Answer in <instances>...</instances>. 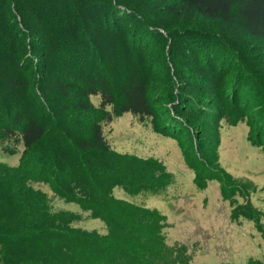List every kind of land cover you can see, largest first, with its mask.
Returning a JSON list of instances; mask_svg holds the SVG:
<instances>
[{
	"label": "trees",
	"instance_id": "trees-1",
	"mask_svg": "<svg viewBox=\"0 0 264 264\" xmlns=\"http://www.w3.org/2000/svg\"><path fill=\"white\" fill-rule=\"evenodd\" d=\"M101 1L0 0V111L4 114L0 116V148L7 155L21 154L16 166L0 162V264H191L195 250L168 242L166 216L114 194L116 187L131 195L165 193L171 181L165 165L116 152L104 128L130 112L140 123L160 130L159 122L171 116V108L163 107L164 103L175 97L168 95V88L177 82L170 78L168 64L175 65L184 87L187 80L181 81L185 77L181 66L189 63L193 53L205 58L204 63L208 58L213 63L220 59L223 67L229 61L222 75L208 76L205 84L191 77L186 87L190 92L206 87L216 102L222 99L211 104L218 116L217 131L221 132L223 123L237 125L252 118L246 111L232 115L230 110L246 91V79L254 82L264 102V0ZM137 14L146 34L132 42L117 32L109 36L112 20L121 30L120 23L132 24ZM236 30L249 40V48L240 44ZM190 32L201 41L217 39L219 45L214 46L220 48L221 58L211 43L202 48V43L191 42V55L175 54L178 41L189 39ZM59 56L64 60L60 65L55 60ZM128 60L133 61L129 71ZM233 81L239 84L234 85L229 103V97L219 94ZM26 94L31 98L23 102ZM92 96H100L99 104ZM197 100L204 105L196 94L180 93L176 106L187 123H175V129L198 132L199 117L205 119L207 114L199 112ZM254 131L249 132V141L264 149V133ZM181 137L185 142L186 137ZM192 148L201 155L205 149L194 142ZM182 150L199 187L220 180L223 197L231 201L234 222L241 218L260 222L263 213L249 201L257 190L252 181L234 178L220 166L218 170V156L214 163L219 175L202 178L201 166L195 168L186 148ZM208 158L196 162L210 163ZM160 172L168 174L167 180L155 186L150 180L161 178ZM237 194L245 202L239 203ZM57 198L101 219L107 234L75 226L81 216L56 211ZM258 228L264 240V226L258 224ZM246 264L264 262L250 258Z\"/></svg>",
	"mask_w": 264,
	"mask_h": 264
},
{
	"label": "rangeland",
	"instance_id": "rangeland-1",
	"mask_svg": "<svg viewBox=\"0 0 264 264\" xmlns=\"http://www.w3.org/2000/svg\"><path fill=\"white\" fill-rule=\"evenodd\" d=\"M100 2L102 1L100 0ZM117 5L119 8L131 11L127 5ZM158 5L160 3H156V6ZM165 9L163 8V10ZM137 15V21H133L132 24H128L127 20L122 21L120 23L121 30L116 29L119 23L112 20L109 24V36L117 32L119 36L125 37L126 41L130 39L132 42L136 37L139 39L140 35L146 34L147 29L143 25V19H140L141 16L139 14ZM154 28L151 29L155 32ZM127 29H130V31H127ZM117 34L115 35L117 36ZM235 35L241 45H246L249 48V40L245 39L242 31L236 30ZM188 36L189 39L178 41V50L175 51V54L179 55L180 52H187V54L191 55V51L194 49H190L191 42L196 46H199L198 43L205 44V46L201 45L202 48L211 43L210 45L214 51L219 52L220 48L214 46L219 43L217 39L201 41L198 39V34L194 32L188 33ZM129 42L126 45L127 47L130 46ZM208 48L210 47L208 46ZM193 54L187 58L189 63L181 66V75L185 76L181 77V81L185 82L187 80L184 87L179 83L180 78L175 71V65L172 63L168 64L167 72L170 78H173V81L176 80L177 82L168 88L170 90L168 95L174 94L175 97L172 101L164 103L163 107L168 106L171 108V116L165 117L163 123L162 121L159 122L160 130L153 128L150 124L145 125L140 123L130 112H126L122 116L115 118L113 122L104 128L106 137L116 152L146 160L152 159L161 165H165L166 169L164 171H168V174L171 176V181L166 186L165 193L160 195H151L150 193L131 195L122 187H116L114 194L117 198L128 200L144 207L157 209L161 214L166 216L170 224L167 229L168 242L170 244L175 242L184 243L190 246L192 250H195L194 259L191 264H246L250 258L264 262V240L258 228V224L264 226V149L251 144L248 139L249 132L253 133L255 132L254 130H256V133L259 132L260 136L264 133V108L260 107L264 103L263 99L254 82L251 79L250 81L246 79L244 82L246 91H242L243 96H241L240 101L237 104L235 102L234 108L230 110L232 115L246 111L247 116L252 118L237 125L223 123L221 132L220 130L217 131L218 118L216 117L218 116H216L217 112L215 108H211V104L214 102L222 103V99L216 102L214 99L217 97H214L210 89L206 87L201 90L199 89L200 91L198 92L195 90L190 92V87L188 89L186 87L192 83V78H196L199 82L205 84L208 76L211 77L213 74L222 75L226 69L224 66L225 64L227 66L229 61L226 59L222 67L220 59L213 63L208 58L206 63H204L205 58H197ZM218 56L221 58L220 52ZM55 60L58 65L64 61L61 56L56 57ZM128 62L129 71L133 67L131 65L133 61L128 60ZM158 68L160 69L161 66H158ZM204 70H207L206 74ZM236 84L239 83L233 81L229 88L224 92L221 91L219 95H223L224 98L226 96L229 97V103H231L233 88ZM200 87H203V85H200ZM36 90L40 97L41 90L39 88ZM180 93L185 95L191 94V96L196 94L197 97L202 99L204 105L197 100L198 106H200L199 112L206 113L207 115L205 119L199 117L201 120L198 123V132L192 129L180 132L174 128L175 123L180 126H185L187 123V119H184L185 117L182 115V112L176 106L180 103ZM161 97L163 99L166 98L163 95ZM30 98L31 94H26L22 98V101L26 102ZM42 99L45 102V99ZM92 100L95 104H99L100 96H92ZM6 101L11 106L14 105V101ZM18 101L20 102V99ZM8 102L5 103L7 106H9ZM222 107L221 105L220 108ZM0 116H4L2 111H0ZM249 125L253 126L252 131L249 129ZM214 126L215 130H213ZM183 135L184 138L186 137L185 142H181V136ZM192 141L197 147L202 146L205 148L202 155L197 152L198 149L193 153V148L191 150ZM185 148L188 151L191 164L195 168L201 166L202 178L205 174L212 177L219 175L220 171L216 170L214 163L215 157L218 156L217 161L219 160L220 165H217V168L220 166L228 175L234 178H246L252 181L256 185L257 190L250 196L249 201L263 213L260 222L256 223L247 218H241L239 222H234L231 219V201L223 197L220 180L214 179L209 181L206 188L199 187L196 182L195 172L190 168L183 155L182 149ZM205 157H209L210 163L204 162L202 163L203 165H198L196 160ZM20 158V153L7 155L0 148V162L16 166L19 164ZM168 174L160 172L157 176L162 179L154 177L150 181L155 186L164 185ZM40 186L45 191L49 190L44 184ZM236 198L241 204L245 202V199L241 195L237 194ZM54 209L56 211H71L79 214L81 220L75 224L77 227L89 231L95 230L100 234H107L106 224L101 219L93 218L90 212L83 210L76 203L57 198L54 202Z\"/></svg>",
	"mask_w": 264,
	"mask_h": 264
}]
</instances>
